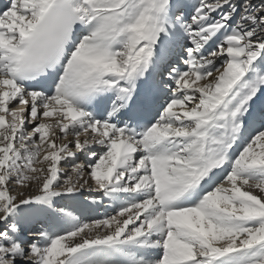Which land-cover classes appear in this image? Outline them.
Returning <instances> with one entry per match:
<instances>
[{
  "label": "snow or ice",
  "instance_id": "6c2138e0",
  "mask_svg": "<svg viewBox=\"0 0 264 264\" xmlns=\"http://www.w3.org/2000/svg\"><path fill=\"white\" fill-rule=\"evenodd\" d=\"M0 264H264V0H0Z\"/></svg>",
  "mask_w": 264,
  "mask_h": 264
},
{
  "label": "bare ground",
  "instance_id": "6f19581e",
  "mask_svg": "<svg viewBox=\"0 0 264 264\" xmlns=\"http://www.w3.org/2000/svg\"><path fill=\"white\" fill-rule=\"evenodd\" d=\"M99 150V149H98Z\"/></svg>",
  "mask_w": 264,
  "mask_h": 264
}]
</instances>
